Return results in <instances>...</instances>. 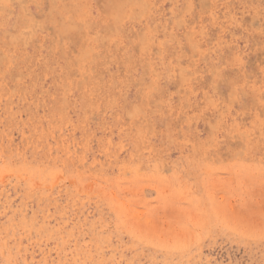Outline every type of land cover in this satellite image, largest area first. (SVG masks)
Here are the masks:
<instances>
[{
  "label": "rangeland",
  "instance_id": "obj_1",
  "mask_svg": "<svg viewBox=\"0 0 264 264\" xmlns=\"http://www.w3.org/2000/svg\"><path fill=\"white\" fill-rule=\"evenodd\" d=\"M0 264H264V0H0Z\"/></svg>",
  "mask_w": 264,
  "mask_h": 264
}]
</instances>
